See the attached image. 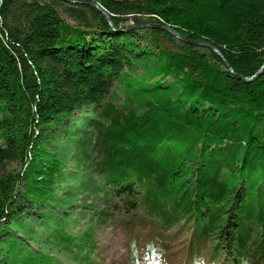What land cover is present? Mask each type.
Segmentation results:
<instances>
[{
	"label": "trees",
	"instance_id": "obj_1",
	"mask_svg": "<svg viewBox=\"0 0 264 264\" xmlns=\"http://www.w3.org/2000/svg\"><path fill=\"white\" fill-rule=\"evenodd\" d=\"M87 1L115 29L86 3L0 8V264H105L101 229L196 217L264 263V68L238 76L264 65V0Z\"/></svg>",
	"mask_w": 264,
	"mask_h": 264
},
{
	"label": "rangeland",
	"instance_id": "obj_2",
	"mask_svg": "<svg viewBox=\"0 0 264 264\" xmlns=\"http://www.w3.org/2000/svg\"><path fill=\"white\" fill-rule=\"evenodd\" d=\"M126 17L125 24H132V14ZM146 19L141 17V20ZM19 167L20 164L11 165L14 169ZM205 224L198 217L168 224L152 218V224L145 228L147 232L139 229L137 236L122 227L101 229L100 236L108 244L105 264H235L234 257L218 245L215 232L206 236ZM35 230L40 231V227L36 225ZM148 238L152 240L149 252ZM38 239H45V235Z\"/></svg>",
	"mask_w": 264,
	"mask_h": 264
},
{
	"label": "water",
	"instance_id": "obj_3",
	"mask_svg": "<svg viewBox=\"0 0 264 264\" xmlns=\"http://www.w3.org/2000/svg\"><path fill=\"white\" fill-rule=\"evenodd\" d=\"M64 1H68L71 3H86L89 5H92L94 7H96L97 9H99L109 20L111 26L113 27V29H115V26L112 22V19L110 17V14L108 13V11L104 8V6H102L99 2L96 1H87V0H64ZM3 4V0H0V8ZM144 26H155V27H159L162 28L172 34H174L175 36H177L178 38L187 41L191 44L194 45H198V46H203V47H208L211 50L215 51L226 63L227 67L236 74V72L234 71V69L232 68V66L230 65V63L225 59V57L223 56V54L220 52V50L213 44L205 42V41H199V40H190L186 37H184L183 35L179 34L174 28H172L169 25H165V24H144V25H139L138 27H144ZM264 68V65L261 67V69L253 76H240L238 75L241 79H243L244 81H253L257 76H259V74H261L262 70Z\"/></svg>",
	"mask_w": 264,
	"mask_h": 264
}]
</instances>
